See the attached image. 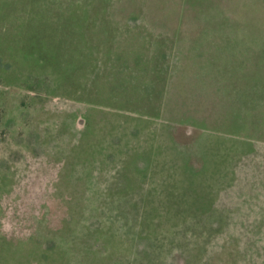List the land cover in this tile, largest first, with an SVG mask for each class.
<instances>
[{"label":"rangeland","instance_id":"374dc122","mask_svg":"<svg viewBox=\"0 0 264 264\" xmlns=\"http://www.w3.org/2000/svg\"><path fill=\"white\" fill-rule=\"evenodd\" d=\"M19 260L264 264V0H0Z\"/></svg>","mask_w":264,"mask_h":264},{"label":"trees","instance_id":"16d2710c","mask_svg":"<svg viewBox=\"0 0 264 264\" xmlns=\"http://www.w3.org/2000/svg\"><path fill=\"white\" fill-rule=\"evenodd\" d=\"M87 125H88V124H87ZM87 125H86L85 128H84V131H85V132H83L82 139L85 138L86 136H88L89 131H88V127H87ZM89 129H90V124H89ZM90 130H91V129H90ZM27 262H28V261H26V260H24V261H20V260H19L17 264H27Z\"/></svg>","mask_w":264,"mask_h":264}]
</instances>
